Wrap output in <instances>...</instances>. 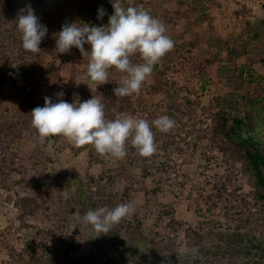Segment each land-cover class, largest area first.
I'll return each mask as SVG.
<instances>
[{
    "label": "trees",
    "instance_id": "obj_1",
    "mask_svg": "<svg viewBox=\"0 0 264 264\" xmlns=\"http://www.w3.org/2000/svg\"><path fill=\"white\" fill-rule=\"evenodd\" d=\"M218 2L122 0L124 7H142L168 24L175 19L172 30L185 24L190 31L201 28ZM29 5L48 29L38 54L23 49L17 30L16 19ZM101 8L106 13L102 19L98 18ZM113 14L111 0H0V188L12 193L16 209L15 221L0 225L2 250L14 264H129L130 260L132 264H264V73L259 74V70L264 72V46L260 43L249 48L243 39L233 44L212 38L205 30L196 32L192 40L186 39V32L180 37L167 32L174 48L155 65L140 92L116 97L113 89L122 73L113 67L109 83H90L84 78L88 58L79 49L73 47L67 53L56 50V37L65 23L103 27ZM187 47L199 50L194 72L204 82L203 92L210 84L208 69L225 65L221 69L223 90L212 96L208 105L202 106L199 96L193 100L194 91L168 78L170 71L186 72ZM84 48L90 51L89 45ZM131 59L143 62L139 54ZM58 92H63L62 99L69 103L95 95L105 105V118L110 120L131 112L150 124L165 115L175 121L166 133L153 126L156 151L148 157H142L130 140L123 159L99 154L92 145L81 146L77 152L86 151L95 166L117 163L99 177L90 178L85 192L84 187L80 190L86 194L88 210L114 208L120 203L133 205L134 194L142 191L158 209L150 233L142 220H134L137 215L133 219L128 215L110 232L96 237L86 256L72 254L81 245L68 240L65 231L75 221V208L63 195L64 187L53 185L52 176L46 173L49 154L39 145L30 158H21L18 152V143L26 134L37 131L31 123V111L43 107L45 97L58 102ZM50 140L55 146L69 142L63 136H51ZM200 145L217 150L226 173L217 177L210 194L195 190L190 210L197 219L191 224L178 219L176 202L159 204L158 197L175 192L186 181L185 176L183 183L176 178L179 171L171 157ZM159 153L164 159L157 165L154 160ZM30 167L45 177L32 190L25 188L24 179H17ZM130 171L140 174L139 186L129 182L122 192L116 191V182L125 180ZM221 212L223 221L216 218ZM29 217H42L51 228L35 230ZM182 248L195 251L198 257L184 262Z\"/></svg>",
    "mask_w": 264,
    "mask_h": 264
},
{
    "label": "clouds",
    "instance_id": "obj_2",
    "mask_svg": "<svg viewBox=\"0 0 264 264\" xmlns=\"http://www.w3.org/2000/svg\"><path fill=\"white\" fill-rule=\"evenodd\" d=\"M111 3L114 14L109 17L107 26L65 23L56 37V50L67 53L73 47L79 49L82 56L88 58L84 78L99 86L109 83V69L114 67L123 75L113 93L116 97H126L140 92L155 65L174 48V41L166 34V26L146 9L124 7L122 0H111ZM105 14L103 8L99 9L98 18L102 19ZM16 21L23 49L40 53V44L48 29L39 22L30 5L21 10ZM85 44L90 51H85ZM137 54L142 63L132 62L131 57ZM55 95L60 98L58 102L45 97L44 106H37L30 113L32 126L39 136H63L78 147L92 145L99 154L118 159L127 155L129 140L142 157L151 156L156 151L153 126L166 133L175 124L166 115L151 124L146 119L123 113L110 120L105 118V105L95 95L74 103L62 99L63 92ZM134 212L131 203H120L114 208L88 210L80 222L90 225L99 237Z\"/></svg>",
    "mask_w": 264,
    "mask_h": 264
},
{
    "label": "rangeland",
    "instance_id": "obj_3",
    "mask_svg": "<svg viewBox=\"0 0 264 264\" xmlns=\"http://www.w3.org/2000/svg\"><path fill=\"white\" fill-rule=\"evenodd\" d=\"M219 1V2H218ZM219 3L217 7L210 10L206 15V21L198 28L194 27L191 31L187 30L185 24L177 25L175 29L171 28L176 23L175 19L165 22L160 20L170 32L171 35L180 37L183 32H186V39L192 40L196 32L205 30L208 36L212 38H222L224 40L235 41L243 39L250 47H258L260 43L264 46V0H217ZM173 23V24H172ZM186 27V28H185ZM207 41V39H206ZM205 45V42L204 44ZM211 46V45H209ZM235 46V45H233ZM208 47V45H207ZM251 50V49H250ZM186 55V72L170 71L168 78L178 81L183 87L194 91L191 98L194 100L196 96L200 97L201 105H208L212 96L219 94L223 90L222 72L221 69L225 65L220 66L216 64L208 69L210 84L204 92L202 86L204 82L199 80L198 74L194 72L196 68L195 62L199 57V50L193 48L184 49ZM50 56L46 57L49 61ZM59 63H57L58 65ZM220 66V67H219ZM258 69V66H256ZM264 73L259 70V74ZM45 75L42 76V83L46 89ZM141 110V106L138 108ZM127 115L134 116L131 112ZM136 117V116H134ZM41 146L47 154H49L50 162L48 164L47 172L52 176V183L58 187H64V196L70 201V204L75 208V221L68 224L65 236L68 240L75 244H80V248L72 251V254L77 257L86 256L92 247L97 234L92 230L91 226H84L80 222V218L88 211L89 206L86 201L85 186L90 178H97L103 170L113 169L117 166L116 162L109 163L104 166H95L89 162L86 151L78 152L81 146H76L70 141L64 145L55 146L54 142L48 138H41L37 131H30L25 138L18 143V152L21 158H30L36 149V146ZM67 147V148H63ZM214 149V148H213ZM208 148L205 145L199 146L196 149H188L183 154H174L171 158L177 165L179 175H176L178 181L183 183L182 177H186V181L177 186L178 190L168 194H162L158 197L159 204H170L176 202L175 208L177 217L181 221L195 224L196 215L190 207L195 201V190L203 189L206 194L213 191V185L217 177L226 173V166L219 158L217 150ZM161 154V153H159ZM164 156L161 154L155 158V164L160 165ZM125 180L117 181L114 189L122 192L125 185L132 182L135 186L140 184V174L136 172H129ZM39 171L30 167L25 170L17 179H24V186L28 190L34 189L39 182L43 181ZM177 181V182H178ZM243 191L246 192V186L243 185ZM83 193V194H81ZM177 199V200H176ZM135 212L130 214L133 219L135 215L145 223V230L147 233L152 231L153 225L157 219L158 209L148 202L145 194L138 191L134 194L132 200ZM16 209L14 207V197L9 190H2L0 188V225L7 226L15 221ZM218 220H224L221 212L216 217ZM28 222L35 230L50 229L51 225L42 217H29ZM5 242H3L4 244ZM184 246V245H183ZM182 259L184 262H192L198 257L197 253L192 250L182 248ZM0 264H14L9 256L2 250L0 244Z\"/></svg>",
    "mask_w": 264,
    "mask_h": 264
}]
</instances>
